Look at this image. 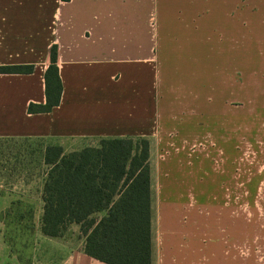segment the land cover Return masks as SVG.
Returning <instances> with one entry per match:
<instances>
[{"label": "crops", "instance_id": "1", "mask_svg": "<svg viewBox=\"0 0 264 264\" xmlns=\"http://www.w3.org/2000/svg\"><path fill=\"white\" fill-rule=\"evenodd\" d=\"M53 47L62 86L59 104L48 113L30 114V104H45L44 74ZM225 55L243 56L242 80L228 78L231 66L220 64ZM9 66H32V72L0 74V139L41 141L64 153L97 148L102 139L148 141L151 264H220L215 202L225 196L214 199L211 229L203 225V198L201 208L199 199L190 207H196L194 221L182 214L177 219L179 213L165 210L160 201L155 174L157 161L164 159L160 147L178 151L184 145L165 141L172 136L171 120L163 124L159 114H181L187 101L191 119L211 114L207 121L212 122L217 114L218 121L227 122L226 137L221 124L214 125L216 118L205 131L196 124L190 135L195 144L205 136L226 138L233 189V165L242 156L243 199L259 201L264 221V0H0V67ZM27 172L11 183L0 179V214L12 201L35 202V239L39 251L57 256L53 264H104L84 253L78 225H70L61 238L42 235V178L33 198L1 190V185L29 186ZM178 224L187 225L184 234ZM4 229L0 221V264H21Z\"/></svg>", "mask_w": 264, "mask_h": 264}, {"label": "trees", "instance_id": "2", "mask_svg": "<svg viewBox=\"0 0 264 264\" xmlns=\"http://www.w3.org/2000/svg\"><path fill=\"white\" fill-rule=\"evenodd\" d=\"M31 72L32 66L0 67V74ZM44 86L45 104H30L28 113H48L59 104L62 86L54 47ZM29 142L0 139V179L11 183L15 176L34 169L32 159L37 156L42 178V235L61 238L75 224L84 237L87 256L104 264H151L148 141L102 139L97 148L69 153L42 143L35 151ZM33 212L32 204L15 200L0 214V221L5 228L11 217L31 233ZM4 239L18 256L5 234Z\"/></svg>", "mask_w": 264, "mask_h": 264}, {"label": "rangeland", "instance_id": "3", "mask_svg": "<svg viewBox=\"0 0 264 264\" xmlns=\"http://www.w3.org/2000/svg\"><path fill=\"white\" fill-rule=\"evenodd\" d=\"M242 63L243 56L237 55L235 59L231 56L230 60L226 55L220 57L221 66H231L230 71H227L226 75L230 80H232L233 77L236 82L242 80V72L239 70L240 67H242ZM182 66L184 73H186V66ZM185 88L187 90L189 89L187 87H184V89ZM184 102L185 101L182 103ZM190 106L191 104L187 101L180 109L181 114L179 112H177L178 114H159L163 124L165 118L168 122L171 120L169 129L172 131L170 132V135L172 134L171 137L164 138V136H161V138H164L166 142H177L185 146H180L181 149L178 151L169 146L162 145L160 147L164 159L161 158V160L157 161L155 174L156 178L158 177L157 175H159L160 201H162V207L165 210L170 209L172 211L174 210V212H178L177 219H183L184 217H181L182 214L185 215V218L188 217L189 220L194 221L195 216L191 213L193 212L192 209L196 207L192 209L190 207L199 199L198 206L201 208V200L203 198V225L205 228L207 226L211 229L213 222L215 223L216 208H214V199L218 198L219 195L225 196V199L215 202L217 203L216 210L220 213L219 263L245 264L246 262L248 264H264V221H261L260 218L259 201L245 202L243 199L244 173L243 163L240 161L242 156L237 157V161L234 165L232 163L235 167V187L233 189L234 173L232 169H229V164L233 156L230 154L227 144L224 143V139L226 138L205 136L203 137L202 143L195 144L196 138H192L190 135L191 131L194 132L196 124L199 125V130L205 131L208 126L213 124L217 114H212V122L207 121L211 114H204L203 119L199 117V114L196 116L193 114V119H191L190 114L192 112ZM223 115L224 114H220V117ZM217 122L219 125L221 124L220 132L226 137L227 135L223 131L227 130V122H223V120L218 121L216 118L214 125ZM199 139L200 138H198V140ZM41 143L43 144L41 141L32 140L28 144L31 146L30 148L32 150L38 151L39 144ZM239 150H242V148L239 147ZM156 158H158V155L154 152V160ZM32 160L33 163L31 166L36 167L27 172L29 178H31V182L28 184L29 186H16L10 190V187L1 185V190L3 192L11 193L15 198L23 195H31L33 198L37 195V191H39L41 186V168L37 167V156L33 157ZM155 174L152 176L153 191L156 189ZM233 192H235V200L232 199L233 195L231 193ZM229 193L230 200L227 199ZM152 200L155 210L156 200L155 198ZM170 200L174 201V208L170 205ZM23 202L34 206L32 231L29 233L27 230H24L22 225L10 217L7 219L8 226L5 227L4 230L5 238L20 257L21 264H53L57 256L51 251H39V240L35 239V202ZM227 211H230L228 215ZM233 214H235V216H233ZM247 218H250V221H248L249 223L247 222ZM199 220L201 224V217ZM192 221L191 223L194 224ZM167 222L166 217L163 216V227L167 226ZM233 224L235 226L234 231L231 226ZM227 225L231 228L228 229ZM186 226L178 224L180 233H185Z\"/></svg>", "mask_w": 264, "mask_h": 264}]
</instances>
